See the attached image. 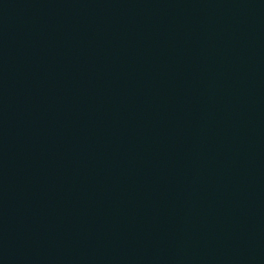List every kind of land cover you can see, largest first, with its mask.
<instances>
[{"label":"water","instance_id":"1","mask_svg":"<svg viewBox=\"0 0 264 264\" xmlns=\"http://www.w3.org/2000/svg\"><path fill=\"white\" fill-rule=\"evenodd\" d=\"M0 264H264V0H0Z\"/></svg>","mask_w":264,"mask_h":264}]
</instances>
